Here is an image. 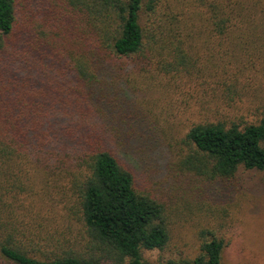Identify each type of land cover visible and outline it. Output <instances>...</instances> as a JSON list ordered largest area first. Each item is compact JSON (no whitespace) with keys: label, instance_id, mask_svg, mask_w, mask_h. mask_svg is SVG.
<instances>
[{"label":"trees","instance_id":"1","mask_svg":"<svg viewBox=\"0 0 264 264\" xmlns=\"http://www.w3.org/2000/svg\"><path fill=\"white\" fill-rule=\"evenodd\" d=\"M32 1L39 11L0 0V264H149L143 251L163 249L170 232L166 207L138 185L132 163L155 131L131 104L138 74L222 80L216 53L264 70V0ZM221 118L188 126L195 174L264 171V118ZM37 173L42 184L68 183L85 228L80 248L35 231L25 199L37 198ZM205 236L197 257L166 264H222L225 241Z\"/></svg>","mask_w":264,"mask_h":264},{"label":"rangeland","instance_id":"2","mask_svg":"<svg viewBox=\"0 0 264 264\" xmlns=\"http://www.w3.org/2000/svg\"><path fill=\"white\" fill-rule=\"evenodd\" d=\"M24 3V9L39 11L35 8L39 3ZM209 55L201 51L200 61L207 62ZM245 58L236 55L235 63H228L216 53L213 61L221 67L213 66L225 74L222 80L210 79L208 83L182 74L170 79L155 67L138 74L141 90L132 93L131 104L154 125L155 140L146 142L132 163L138 167V185L166 207L170 232L163 249L143 251L149 264L194 259L200 254L202 232L207 238L225 241L222 264H264V171L240 168L227 181H206L188 163L193 150L186 133L193 121L222 119L223 114L249 121L264 118V70L261 64L253 70L246 67L249 61ZM32 179L37 198L28 194L25 201L35 203L32 216L42 226L40 232V226L33 225L35 231L51 246L84 243L85 228L70 208L73 200L68 183L54 182L53 177L48 185L42 184L38 173ZM23 213L21 209L20 215ZM31 218L27 213V219Z\"/></svg>","mask_w":264,"mask_h":264}]
</instances>
